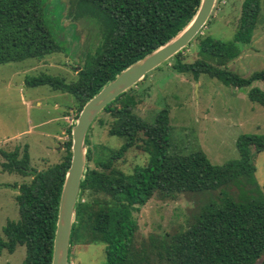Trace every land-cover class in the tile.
Returning <instances> with one entry per match:
<instances>
[{"label":"trees","instance_id":"16d2710c","mask_svg":"<svg viewBox=\"0 0 264 264\" xmlns=\"http://www.w3.org/2000/svg\"><path fill=\"white\" fill-rule=\"evenodd\" d=\"M200 3L201 0H72L68 9L71 18L91 19L99 24L100 42L94 56L87 55L81 61L70 82L42 75L27 83L46 85L73 96L77 119L83 106L106 84L182 32ZM259 12L260 0H245L234 41L197 35L198 58L184 63L185 48L170 59L173 70L192 73L194 79L204 74L237 89L251 87L255 82L264 87V70L241 77L226 69L240 56L239 45L250 44ZM68 28L72 35L73 28ZM64 32L59 18L45 9L42 0H0V64L61 54ZM138 84L101 112L110 117L109 136L123 140L119 149L100 157L93 153L97 147L88 148L86 136V168L74 210L68 264L71 248L86 239V227L80 219L92 207L98 213L89 240L105 245L106 264H142L143 259L137 261L132 252L138 227L134 214L154 195L173 199L184 193L208 192H218L216 199L199 208L186 230L159 243L162 264H264V260L260 261L264 255V194L252 165L253 151L264 152V135L240 136L236 141L237 160L222 165H212L200 150L171 153L168 110L160 111L152 124L133 111ZM247 96L264 107V92L258 87L250 88ZM99 123L104 125L106 120ZM73 126L66 129L68 139L63 144L61 160L46 170L31 169L27 145L1 153L3 173L31 177L18 187V220L8 221L0 238V251L12 254L18 247L25 248L21 264H51L59 200L71 160ZM133 148L147 154L148 162L125 174L115 163ZM231 186L237 189L235 194L227 192Z\"/></svg>","mask_w":264,"mask_h":264},{"label":"rangeland","instance_id":"374dc122","mask_svg":"<svg viewBox=\"0 0 264 264\" xmlns=\"http://www.w3.org/2000/svg\"><path fill=\"white\" fill-rule=\"evenodd\" d=\"M71 1L42 0L45 9L59 18V26L65 31L63 53L40 60L0 64V238L6 223L19 218L15 201L18 187L31 180V177L3 173L1 153L27 145L31 169L46 170L61 160L63 144L68 139L66 129L77 120V101L73 96L53 91L46 85L29 86L27 83L42 75L70 82L76 77L81 61L87 55L94 56L100 42L99 24L91 19L75 21L71 18L68 11ZM244 1L218 0L199 35L223 42L234 41ZM69 26L73 28L72 35ZM197 44L198 40L191 41L184 52V63L198 58ZM239 48L242 50L240 56L227 64V70L241 77L264 70V0H260L250 44L239 45ZM172 67L173 61L169 60L139 82L135 87L137 104L133 109L149 124L160 111L168 110L171 153L189 154L200 150L212 165H222L237 160L236 141L240 136L264 135V107L251 102L247 96L252 87L264 92L261 82L237 89L204 74L198 79H194L192 73L179 74ZM61 115L67 118L62 120ZM100 120L106 123L101 125ZM109 121L110 117L100 113L88 131V148L97 147L93 153L100 157L118 150L123 144L122 139L109 136ZM147 162L148 155L133 148L115 163V167L131 174L136 166H145ZM252 165L256 170V182L264 194V152L253 151ZM226 190L230 194L237 192L234 186ZM217 195L218 192L184 193L173 199L154 195L134 214L138 227L132 252L136 260L143 259L142 264H162L158 257L159 243L186 230L199 208L215 200ZM97 213L98 209L92 207L81 217L86 239L71 248L70 264H106L105 245L89 240ZM24 258V247H18L12 254L0 251V264H21Z\"/></svg>","mask_w":264,"mask_h":264},{"label":"water","instance_id":"95a60500","mask_svg":"<svg viewBox=\"0 0 264 264\" xmlns=\"http://www.w3.org/2000/svg\"><path fill=\"white\" fill-rule=\"evenodd\" d=\"M218 0H201L192 21L168 43L122 71L106 84L80 111L71 130V160L62 187L53 241L51 264H68L69 243L80 183L86 168L85 139L97 116L119 95L139 83L148 73L169 61L205 28Z\"/></svg>","mask_w":264,"mask_h":264},{"label":"crops","instance_id":"0c3cea01","mask_svg":"<svg viewBox=\"0 0 264 264\" xmlns=\"http://www.w3.org/2000/svg\"><path fill=\"white\" fill-rule=\"evenodd\" d=\"M55 108H56V109H58V107H56V106H55ZM60 118H61L62 120H65L67 117H66V116H63V115H61V117H60Z\"/></svg>","mask_w":264,"mask_h":264}]
</instances>
